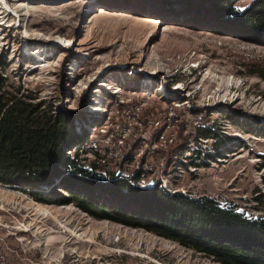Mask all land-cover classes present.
<instances>
[{
	"label": "rangeland",
	"instance_id": "374dc122",
	"mask_svg": "<svg viewBox=\"0 0 264 264\" xmlns=\"http://www.w3.org/2000/svg\"><path fill=\"white\" fill-rule=\"evenodd\" d=\"M150 1L159 5L0 1L3 75L73 114L76 132L96 141L97 157L110 164L101 172L107 183L129 180L145 165L143 177L166 184L170 194L214 198L264 216V44L171 12L173 0ZM158 133L173 141H159ZM203 133L212 137L201 139ZM120 134L127 146L111 156ZM88 151L80 158L96 157ZM21 189L0 183V264H219L74 204L37 202ZM38 204L52 215L38 214Z\"/></svg>",
	"mask_w": 264,
	"mask_h": 264
},
{
	"label": "trees",
	"instance_id": "16d2710c",
	"mask_svg": "<svg viewBox=\"0 0 264 264\" xmlns=\"http://www.w3.org/2000/svg\"><path fill=\"white\" fill-rule=\"evenodd\" d=\"M245 1L249 4L240 7ZM168 6L202 18L213 30L264 44V0H173ZM6 67L0 61V183L20 186L40 203L74 204L98 220L144 229L219 264H264L263 215H248L214 198L170 194L158 182L138 188L118 176L109 183L89 179L78 166L79 153L67 154L88 139L76 132L73 114L9 85ZM59 179L58 187L42 191Z\"/></svg>",
	"mask_w": 264,
	"mask_h": 264
},
{
	"label": "built area",
	"instance_id": "2783aa9c",
	"mask_svg": "<svg viewBox=\"0 0 264 264\" xmlns=\"http://www.w3.org/2000/svg\"><path fill=\"white\" fill-rule=\"evenodd\" d=\"M158 135H161V136H159L158 137ZM155 138H158L159 139V141H161V142H163V141H168V140H171V141H173V138L172 137H168L167 135H165V134H160V133H158L157 135H156V137ZM142 140V138L141 137H139V141L140 142H142L141 141ZM88 142V141H87ZM84 143L82 146H76V147H74L71 151L69 150V151H67V154L68 155H72L73 154V152L74 153H76V152H78L79 153V159H81L80 158V153H84L85 151H87V150H89L88 152H87V154L89 155V153H90V155L91 154H95L96 155V157H92V155H91V159L92 160H90V159H88V158H85V159H81V160H79V167L81 168V169H83L84 171H86V172H94V171H98V172H96V174H91L92 176H94L98 181H110L109 179L108 180H106L105 179V177H103V174H101V172H106V173H109V172H107L108 171V169H109V166H110V164H107L106 162L108 161L107 160V158L105 157H102V156H98L97 157V153H95V149H97L98 147H97V142L96 141H94V142H92V146L89 144V142L88 143ZM90 142V143H91ZM159 144H161V143H159ZM127 146V139H126V135L125 134H123V135H119L118 136V138L116 139V140H114V141H112V149H113V151L111 152V153H109L111 156L112 155H115L116 157L117 156H120V152L122 151V149H124L125 147ZM156 145H154V150L155 149H158V147L156 146ZM164 148L162 149L163 151H165L166 149H167V146L165 145V146H163ZM93 148H95V149H93ZM89 155V156H90ZM147 167L145 166V165H142V166H140L138 169H137V171H135L134 173H132V176L131 177H129V180H131L132 181V183L134 184V185H136L137 187H140V188H145V187H147V186H149L150 184H151V182H150V180H148V179H146L145 177H142V178H140V179H138V180H136V179H134L135 177H136V175L137 174H139V173H142L144 170H147L146 169ZM105 170V171H104ZM148 171V170H147ZM150 171H154L153 170V168L152 167H150ZM119 179H122V178H124V177H122V176H119L118 177ZM162 185V184H161ZM164 187V189H168V186L166 185V184H164L163 185Z\"/></svg>",
	"mask_w": 264,
	"mask_h": 264
},
{
	"label": "bare ground",
	"instance_id": "6f19581e",
	"mask_svg": "<svg viewBox=\"0 0 264 264\" xmlns=\"http://www.w3.org/2000/svg\"><path fill=\"white\" fill-rule=\"evenodd\" d=\"M0 1H3V0H0ZM1 4V3H0ZM2 5V4H1ZM4 5V4H3ZM0 10H1V8H0ZM37 212H38V214H42V215H44V216H51L52 214L47 210V209H45V208H43L42 206H40L39 204H38V206H37Z\"/></svg>",
	"mask_w": 264,
	"mask_h": 264
}]
</instances>
